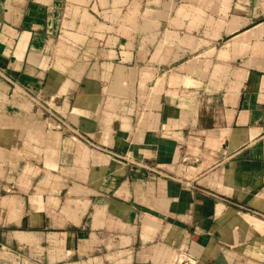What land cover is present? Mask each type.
<instances>
[{"label":"crops","instance_id":"1","mask_svg":"<svg viewBox=\"0 0 264 264\" xmlns=\"http://www.w3.org/2000/svg\"><path fill=\"white\" fill-rule=\"evenodd\" d=\"M186 253L264 264V0H0V264Z\"/></svg>","mask_w":264,"mask_h":264},{"label":"built area","instance_id":"2","mask_svg":"<svg viewBox=\"0 0 264 264\" xmlns=\"http://www.w3.org/2000/svg\"><path fill=\"white\" fill-rule=\"evenodd\" d=\"M32 99H33V102L35 103V105L37 107L47 111L53 118H55L59 122V127H62L63 129L66 128L68 130L75 131L70 125L67 124V122L62 117H60L56 113H53L52 111H50L48 109V107H46L42 103L38 102L36 99H34V98H32ZM76 134H77V136H80V134L78 132ZM80 137L83 140H86L82 135ZM86 141L89 142L88 140H86ZM177 264H197V262H196V259L193 256H191L190 254L186 253V254L183 255V257L181 259H179L177 261Z\"/></svg>","mask_w":264,"mask_h":264}]
</instances>
